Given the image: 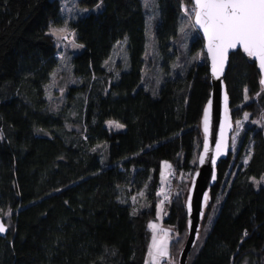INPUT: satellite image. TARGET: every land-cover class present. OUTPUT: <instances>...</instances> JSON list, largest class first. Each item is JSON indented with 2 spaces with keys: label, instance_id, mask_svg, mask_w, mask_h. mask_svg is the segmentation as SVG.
Returning <instances> with one entry per match:
<instances>
[{
  "label": "trees",
  "instance_id": "obj_1",
  "mask_svg": "<svg viewBox=\"0 0 264 264\" xmlns=\"http://www.w3.org/2000/svg\"><path fill=\"white\" fill-rule=\"evenodd\" d=\"M191 2L155 0L149 28L142 0H77L88 9L68 23L78 48L59 91L49 87L60 67L50 29L62 22V0H0V264H145L163 161L176 172L163 223L178 230L169 247L178 256L210 91L201 35L189 28L186 47L175 43ZM260 77L248 55L230 54L234 120L264 111ZM217 173L187 264H264V219L252 214L229 233L252 201L264 213L261 126L244 125Z\"/></svg>",
  "mask_w": 264,
  "mask_h": 264
},
{
  "label": "water",
  "instance_id": "obj_2",
  "mask_svg": "<svg viewBox=\"0 0 264 264\" xmlns=\"http://www.w3.org/2000/svg\"><path fill=\"white\" fill-rule=\"evenodd\" d=\"M191 1L195 8L192 19L193 25L197 32L201 35L203 40V51L205 52L208 61L210 91L200 117V130L203 138L201 149L197 158V168L191 177L185 196L187 235L178 254L177 264H187L188 254L198 238L201 220L210 201V190L217 181V166L221 160H224L227 157L230 150V140L234 129V123L230 112L229 95L224 79L230 54L237 50H241L247 55V53L243 50V47L240 45L234 49H229L226 53L222 69L219 59L217 60V70L214 74L212 53L208 51V37L205 35L204 29L196 24L195 12L197 9L195 7V0ZM250 58L255 61L256 66L258 67L261 75L260 81L264 80V70H261L259 67V58ZM262 86L264 88V84H262ZM225 96L227 97L226 102ZM206 110L208 112L207 132H205L204 124ZM201 157H203V163H201ZM0 224H2L5 228L4 232H0V237H5L8 232V226L1 216Z\"/></svg>",
  "mask_w": 264,
  "mask_h": 264
},
{
  "label": "rangeland",
  "instance_id": "obj_3",
  "mask_svg": "<svg viewBox=\"0 0 264 264\" xmlns=\"http://www.w3.org/2000/svg\"><path fill=\"white\" fill-rule=\"evenodd\" d=\"M75 1L74 0H62V14H61L62 22L60 24H57L56 26H52L50 29L52 33H53L52 31L53 29L56 30L54 35H55V40H56V46L58 49V58L60 60V67L58 71L54 74L49 84V87L51 89H54V88L58 89L59 91H62L66 87V85L72 80V75H71L69 64H68V58L70 57L71 52L77 50L78 48V43L75 40L73 31H71V29L69 28L68 23L72 19L73 15H75L78 10H79V15H80L86 9H88L86 6H80L77 3V0ZM142 3H143V6L147 10V26L150 28L151 27L150 25L152 23V17L154 14L153 11H154L155 0H142ZM75 8H77V11L75 10ZM98 8L99 6H95L94 10ZM194 9L195 8L192 2L191 4L183 3L182 5L184 23L181 28L183 32L181 31L180 35H178L177 39H175V43H177V45H179L181 48L186 47L187 40L189 38L186 35L187 30H189V28L192 30H196L194 28L193 21H192ZM121 51H122V44L120 43L116 51L111 55L110 59L112 61L117 60L118 57L122 55ZM249 99L251 98L248 97L246 100H249ZM249 121L261 126L262 130L264 131V111L261 112L259 115H257L252 120L248 112L245 111L241 113L240 117L236 118L235 120L233 119L234 129L231 134L229 151H232V150L234 151V149L238 145V138L240 136V133L244 125ZM106 125L114 129L123 128V125L122 127H116V125H121V124L114 123L112 122V120H108ZM247 148H248V151L247 150L245 151V153L246 152L247 153L245 156H243V159H242V162L244 165L249 160V156L252 150V143H250L249 147L246 146L245 149ZM175 176H176V172L174 171L172 165L167 161H163L161 163V174H160L161 185L159 188V194L161 196V201L159 202V205H158L157 218L155 220H150L148 222V228L150 229V244H149V249L147 252L145 264H153V258L149 255L150 249L153 244V236H155L156 243L158 245L162 246L165 241L167 243V253L168 254L167 256L159 258L158 264H176V258L178 256L175 257V255H170L169 247H170V242L172 241L173 237H176V235H178V230L172 225L163 223V218L165 214L164 201L166 198L170 197L171 193L169 189L171 190V184ZM179 179H182V182L185 180L184 178L181 177V175H179ZM261 182L264 183V176L261 179ZM189 184H190V181H189ZM213 208H216V204L213 206ZM252 214H254L258 220L264 219V213H261L259 211L256 201H252L249 204V206L245 209V211L241 214V216L232 224V226L229 229V233L233 234L235 232H240L243 228V225L249 220ZM153 224L156 226L155 229L150 227V225H153ZM165 232L167 233V236H165Z\"/></svg>",
  "mask_w": 264,
  "mask_h": 264
},
{
  "label": "snow or ice",
  "instance_id": "obj_4",
  "mask_svg": "<svg viewBox=\"0 0 264 264\" xmlns=\"http://www.w3.org/2000/svg\"><path fill=\"white\" fill-rule=\"evenodd\" d=\"M195 7L196 24L204 29L208 37V51L212 53L214 74L217 70V60L219 59L222 69L227 51L238 45L243 47L248 56L258 57L259 67L264 70V0H195ZM52 31L55 34L56 30ZM261 83L264 84V80ZM247 98L245 96V99ZM204 124L207 132V110ZM200 160L203 163V157ZM150 227L155 229L156 226L153 224ZM4 231V226L0 224V232ZM165 236H167L166 232ZM167 254L166 241L162 246L158 245L153 236V244L149 252L153 264H158L159 258Z\"/></svg>",
  "mask_w": 264,
  "mask_h": 264
}]
</instances>
